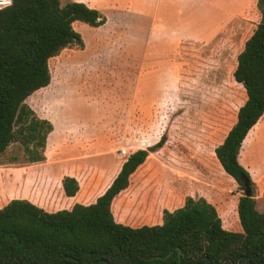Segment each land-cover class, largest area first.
<instances>
[{
  "label": "rangeland",
  "instance_id": "374dc122",
  "mask_svg": "<svg viewBox=\"0 0 264 264\" xmlns=\"http://www.w3.org/2000/svg\"><path fill=\"white\" fill-rule=\"evenodd\" d=\"M72 1L98 10L106 23H75L82 44L51 59L50 85L27 99L52 131L41 161L18 142L0 156V208L22 199L62 210L68 205L57 189L68 177L79 182L78 201L91 202L129 152L153 147L165 133L166 144L135 174V190L117 203L120 220L161 223L191 199L212 203L225 222L236 220L243 191L215 148L246 101L233 71L260 22L257 0ZM240 156L264 213V117Z\"/></svg>",
  "mask_w": 264,
  "mask_h": 264
},
{
  "label": "trees",
  "instance_id": "16d2710c",
  "mask_svg": "<svg viewBox=\"0 0 264 264\" xmlns=\"http://www.w3.org/2000/svg\"><path fill=\"white\" fill-rule=\"evenodd\" d=\"M260 22L237 56L233 79L246 92L236 123L215 156L224 172L243 191L237 219L224 221L206 200H189L161 223L120 220L116 205L133 191L134 176L150 152L167 142L164 133L149 149L129 152L108 188L91 202L78 201L80 185L66 178L57 189L68 206L47 211L31 202L14 199L0 208V264H258L264 252V213L253 195L246 197L240 180L249 173L240 151L249 133L264 117V0H257ZM75 23L98 28L106 23L98 10L70 0H11L0 10V156L20 143L30 160H43L42 151L52 131L26 103L52 80L50 60L64 49L82 44ZM171 254L169 257H167ZM160 257V258H157ZM228 264V263H225ZM261 264H264V257Z\"/></svg>",
  "mask_w": 264,
  "mask_h": 264
},
{
  "label": "water",
  "instance_id": "95a60500",
  "mask_svg": "<svg viewBox=\"0 0 264 264\" xmlns=\"http://www.w3.org/2000/svg\"><path fill=\"white\" fill-rule=\"evenodd\" d=\"M240 180H241V182H242V184H243V186H244V189H245V190H244L245 196H246V197H251V196H252V189H251V184H250V180H249V178L246 177V176H241ZM170 255H171V254H169L167 257H169ZM263 257H264V252L261 254V256H260V261H259L258 264H261ZM157 258H160V257H157ZM243 258L246 259V257H240L239 259H237V260L235 261V263L238 264L239 261H240L241 259H243ZM181 260H182V253H181L180 250H179V264H181ZM99 262L104 263V264H110L109 262H107V261H105V260H100ZM199 262H200V259L196 262V264H199ZM97 263H98V262H94V263H92V264H97ZM225 263L232 264V261H231L230 259H223V260L221 261L220 264H225ZM247 263L250 264V263L248 262V260H247ZM208 264H210L209 261H208Z\"/></svg>",
  "mask_w": 264,
  "mask_h": 264
},
{
  "label": "crops",
  "instance_id": "0c3cea01",
  "mask_svg": "<svg viewBox=\"0 0 264 264\" xmlns=\"http://www.w3.org/2000/svg\"><path fill=\"white\" fill-rule=\"evenodd\" d=\"M162 31V29L160 30V32ZM154 35H153V37L150 39V41H151V43H150V46H152V44L153 43H155L156 41H157V39H156V37H155V35H159V30H157V28H155L154 29ZM156 47V45L153 47V48H155ZM156 49H157V47H156ZM236 65H237V62H236V64H235V67H236ZM120 202V201H119ZM120 217V216H119Z\"/></svg>",
  "mask_w": 264,
  "mask_h": 264
},
{
  "label": "built area",
  "instance_id": "2783aa9c",
  "mask_svg": "<svg viewBox=\"0 0 264 264\" xmlns=\"http://www.w3.org/2000/svg\"><path fill=\"white\" fill-rule=\"evenodd\" d=\"M11 5V0H0V10Z\"/></svg>",
  "mask_w": 264,
  "mask_h": 264
}]
</instances>
